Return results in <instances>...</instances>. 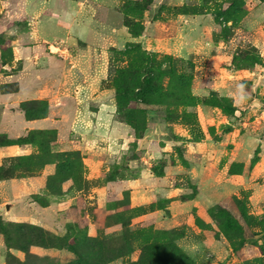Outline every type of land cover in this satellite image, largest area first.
I'll return each instance as SVG.
<instances>
[{"label":"rangeland","instance_id":"rangeland-1","mask_svg":"<svg viewBox=\"0 0 264 264\" xmlns=\"http://www.w3.org/2000/svg\"><path fill=\"white\" fill-rule=\"evenodd\" d=\"M33 43L46 49L33 53L40 61L12 60ZM0 63L26 67L31 80L53 68L54 82L69 65L73 90L88 85L79 106L71 97L70 121L55 110L56 127L32 132L39 154L4 163L26 175L57 158L49 189L66 179L67 192L62 220L47 228L56 246H28L38 230L8 226L0 264H67L71 245L98 259L106 239L125 252L109 264H133L145 244L173 240L195 264H264V0H0ZM124 72L148 77L147 104L118 107ZM4 214L6 224L32 222Z\"/></svg>","mask_w":264,"mask_h":264},{"label":"crops","instance_id":"crops-1","mask_svg":"<svg viewBox=\"0 0 264 264\" xmlns=\"http://www.w3.org/2000/svg\"><path fill=\"white\" fill-rule=\"evenodd\" d=\"M18 49L20 50L19 56H16L14 53V58L12 60H22L25 65L29 60L34 62H37V59L39 61L41 60L39 55H36V57L39 58H34L33 53H35V51L41 53L46 50L43 49L42 44L35 43L18 47ZM48 54H50V52H48ZM50 56L53 57L52 55ZM0 64L2 65V63ZM5 65L9 66V64ZM48 70H50L48 75L49 78L43 80L39 78V75H35L31 80L26 67L22 66L21 69L16 71H12L11 69L5 71L4 68H0V133L6 134L9 139L26 136L31 131L46 130L56 127L61 117L70 121V115L64 114L72 106L71 104L69 105L71 97L77 98L76 104L79 106L81 101H83V98H80L87 95L88 85L86 84H82L80 87H76V89L73 90L68 78H66L72 72L69 65L64 66L62 72L61 69H56L57 75L61 72L58 82H54L50 79V74L54 73L53 68ZM251 73L256 74V71ZM92 77L93 76L90 77V80H93ZM245 79L251 80V76ZM66 82L67 84H64ZM14 83L15 85H13ZM8 85H10V88L6 87ZM96 85L95 83L92 88L94 89L95 87L96 89ZM31 100L46 101L48 106L47 114L42 117L28 118L25 112L20 108V103ZM67 105L69 106L67 107ZM102 105L103 103L99 105V109H101ZM55 110H61L63 112L60 117L56 116L60 119L54 117ZM38 152L39 150L37 149L36 143L32 141L0 145V166L5 163L6 158L28 156L37 154ZM55 169L56 164L50 162L45 163L37 172L31 175L0 179V207L4 206V208H8V205H10V210L7 212L5 211L6 209H4V212H0V215L10 213V217H14L17 221L30 220L32 221L31 223L34 224L38 223V221H36L38 219L36 218L43 216L44 218H41L43 220L39 224L45 228H51V226L57 224L58 222L56 223V220H59V218L61 219L60 204L66 203V201L64 202L62 200V196L65 195L67 191H62L61 195L52 197L45 206L40 205L33 198L35 194L45 195L47 179L55 172ZM234 175L232 174V176ZM12 214H16L17 216H12ZM33 214L36 215V218H29L32 217Z\"/></svg>","mask_w":264,"mask_h":264},{"label":"trees","instance_id":"trees-1","mask_svg":"<svg viewBox=\"0 0 264 264\" xmlns=\"http://www.w3.org/2000/svg\"><path fill=\"white\" fill-rule=\"evenodd\" d=\"M130 33L133 36H137L139 33L134 32L132 29L130 30ZM137 33V34H136ZM5 64V62L3 63ZM141 75L143 76L142 79H140ZM116 81V92H117V105L118 107H120V104L123 103L124 101H135L137 103H148V99L147 97L150 91L149 88V79L147 76H145L144 74H139V73H125L121 76H118L117 78H115ZM221 99L224 101H228L229 98L225 97V96H221ZM34 103H38V104H45V110L41 113V114H30V110H35L34 107L31 108H27L26 105L27 104H34ZM212 105L219 107L220 109H222L224 112L228 113L230 111H234V106L230 103L228 105H224L220 102L215 101ZM20 108L25 112L26 116L28 118H37V117H42L44 115H46L47 110H48V106L46 101L44 100H31V101H24L20 103ZM145 120V119H144ZM130 123V122H128ZM39 132H41L42 130H38ZM33 131L29 132L26 136L23 137H18V138H14V139H9L5 134H0V145H9V144H15V143H25V142H34L31 138L30 135L32 134ZM75 153H78L77 151H73ZM49 153L51 155H59V154H63L65 155L66 152L62 151H52L51 149L49 150ZM39 154V153H37ZM32 156H34V154L28 155V156H14L11 158H6L5 162L8 160H25V159H31ZM38 158V157H36ZM57 159V158H56ZM55 157H50L49 159L45 160V161H41V162H37L35 161L32 166L30 168H26V171L28 172L26 175H31L35 172H37L45 163H55L56 164V169L55 172L50 175L47 179V187L45 190V195H41V194H35L33 195L34 199L40 204V205H47L49 202V198L47 197L48 195L51 197L57 196V195H61L62 194V183L66 180L63 179L61 180L60 184H59V188L55 191H50L49 189V184H50V180L53 179L58 171H59V162L58 160H56ZM5 164L3 163V165L0 166V179H8L11 177H18V176H23V175H16L14 172V169L12 167H5ZM46 193V191H48ZM47 195V196H46ZM42 197L44 199V201L42 200ZM218 210H220L221 214H224L225 217H227L229 215V212L227 210H224L221 207H218ZM213 217V216H212ZM229 218V217H227ZM233 219V218H232ZM235 223H237V221L234 219L232 220ZM8 226H16L19 230V232H23L24 227L28 226L34 230H38V232L40 233V235L35 234L34 236L31 237H27L28 239V246L31 245H38V246H42L45 245V242L47 240H49L50 242L48 243V246H56L54 244L55 240L58 238V236H56L55 234L51 233L50 230H48L47 228L41 226V225H37V224H33V223H25V222H12L9 224H6L2 221L1 215H0V234L4 237L5 242H7V238L5 237V232L7 231ZM22 233H18L19 236L23 235ZM42 235H46V237H43ZM228 237V236H227ZM51 239V240H50ZM230 239V238H229ZM228 239V240H229ZM244 239V237H243ZM91 241L94 242L95 245L100 246L101 243H99V240H95L94 238H91ZM230 241V240H229ZM111 243H113L114 245H111ZM244 243V241H243ZM119 241H117L116 239H106L103 240V245H106V247L108 248V255H106L105 257H100V258H91L89 259V257H87L84 253H82L81 251L78 250V248H76L75 246L71 245L68 247V249H70L75 255L76 258L71 261L70 263L67 264H86V262H88V264H109L113 259L123 255L125 252L123 250L122 246H118ZM242 244V243H241ZM240 244V245H241ZM17 247V246H16ZM23 247V246H22ZM26 247V246H25ZM18 248V247H17ZM151 251L156 258H154L155 260L153 262H149L148 263V256L147 253ZM100 252V251H98ZM27 253H29V251L27 250ZM9 264V263H7ZM133 264H195L183 251L182 249L175 244L174 240L173 241H162V242H150L145 244L144 246H142V252H141V256L140 258L135 261Z\"/></svg>","mask_w":264,"mask_h":264}]
</instances>
